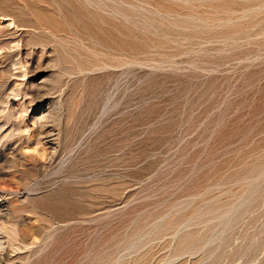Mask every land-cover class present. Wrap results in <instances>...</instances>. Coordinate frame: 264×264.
Returning a JSON list of instances; mask_svg holds the SVG:
<instances>
[{
  "label": "rangeland",
  "instance_id": "1",
  "mask_svg": "<svg viewBox=\"0 0 264 264\" xmlns=\"http://www.w3.org/2000/svg\"><path fill=\"white\" fill-rule=\"evenodd\" d=\"M1 17L5 264H264V0Z\"/></svg>",
  "mask_w": 264,
  "mask_h": 264
},
{
  "label": "bare ground",
  "instance_id": "2",
  "mask_svg": "<svg viewBox=\"0 0 264 264\" xmlns=\"http://www.w3.org/2000/svg\"><path fill=\"white\" fill-rule=\"evenodd\" d=\"M7 16V15H6ZM4 18H6V17H4ZM4 18H0V20H2V21H5L6 22V24L5 23H1L0 22V29H11L10 27L11 26H14V20H12V19H6V20H4ZM17 23V22H16ZM23 30V29H22ZM9 30H7V32H8ZM21 31V30H20ZM22 32V31H21ZM27 32V31H26ZM3 35V34H2ZM8 35V34H7ZM11 36V35H10ZM20 38V37H19ZM25 38V37H24ZM22 39H23V37H22ZM26 39V38H25ZM13 40V39H12ZM18 41V40H17ZM6 43V42H5ZM11 43V42H10ZM14 44V43H13ZM23 44V43H22ZM14 46V45H13ZM16 46H17V44H16ZM18 47V46H17ZM14 48V47H13ZM16 48V47H15ZM22 48V47H21ZM12 49V48H11ZM27 49V48H26ZM17 50V49H16ZM20 51V50H19ZM6 52V51H5ZM1 62V61H0ZM20 62V61H19ZM18 68V67H17ZM32 82V81H31ZM46 82V81H45ZM24 85V84H23ZM36 87V86H35ZM25 88V87H24ZM28 88V87H27ZM14 89V88H13ZM35 89V88H34ZM20 95V94H19ZM26 95H28L27 93H25V95L24 96H22V97H26ZM25 99V98H24ZM30 99V98H29ZM17 101V100H16ZM20 104V103H19ZM22 104V105H21ZM20 104V106H23V103H21ZM26 105V104H25ZM19 106V105H18ZM18 106L16 107V108H18ZM8 108H6V110L7 111H11L12 110V107H10V106H7ZM15 109V108H14ZM10 115V114H9ZM21 116V115H20ZM32 116V115H31ZM11 120V119H10ZM26 120V119H25ZM12 121V120H11ZM20 122V121H19ZM7 124H8V122H7ZM20 124L21 125H23V126H25V123H24V120H22L21 122H20ZM40 126V125H39ZM38 126V127H39ZM14 128V127H13ZM40 128L41 129H45V126L44 125H42V126H40ZM27 130V129H26ZM46 130V129H45ZM41 132V131H40ZM43 135L45 136L43 139H45V141H46V143H44V144H46V145H49V147L51 148V147H53V145H54V141H53V139H50V137H51V135L49 136V134L48 133H43ZM33 136V135H32ZM35 136V135H34ZM36 138V137H35ZM38 138V137H37ZM52 138V137H51ZM18 139V138H17ZM21 139H22V137H21ZM30 139V138H29ZM20 140V139H19ZM25 140V139H24ZM10 141V140H9ZM56 141V140H55ZM25 142V141H24ZM34 142V141H33ZM41 141H38V143H40ZM26 146V145H25ZM2 148V147H1ZM12 149V148H11ZM9 150V149H8ZM16 150H17V148H16ZM7 152V151H6ZM22 152V151H21ZM7 155V154H6ZM13 155V154H12ZM9 157V156H8ZM11 158V157H10ZM17 158V157H16ZM21 159V158H20ZM3 161V160H2ZM29 161V160H28ZM21 162V161H20ZM25 162V161H24ZM19 163V162H18ZM28 163V162H27ZM32 163V162H31ZM47 163V162H46ZM45 163V164H46ZM32 165V164H31ZM49 165H50V163H49ZM6 166H7V164H6ZM4 167V166H3ZM29 167V166H28ZM48 167V166H47ZM1 168V167H0ZM3 170V169H2ZM27 171V170H26ZM4 173V172H3ZM9 174V173H8ZM7 174V175H8ZM0 176H2V172H0ZM3 177V176H2ZM1 184V183H0ZM3 187V186H2ZM8 191V190H7ZM4 194H5V191H3L2 189H1V187H0V227L1 226H3V225H5L6 223H8L9 222V220H10V212H12L10 209V206L6 203V200H5V196H4ZM19 194V193H18ZM10 195V194H9ZM20 195V194H19ZM29 195V194H28ZM8 197V196H7ZM11 201V200H10ZM10 201H8V202H10ZM14 201V200H13ZM15 220V219H14ZM3 228V227H2ZM5 228V227H4ZM26 229V228H25ZM5 230H8V229H5ZM17 232V231H16ZM5 233V232H4ZM2 231H1V228H0V264H5L6 262H8V260L10 259V251L8 250V248L7 247H5V245L6 244H8L7 242L5 243L4 242V240H5V234H4ZM21 234V233H20ZM8 239V238H7ZM24 240V239H23ZM27 243V242H26ZM9 245V244H8ZM14 259V258H13ZM10 263V262H9Z\"/></svg>",
  "mask_w": 264,
  "mask_h": 264
}]
</instances>
